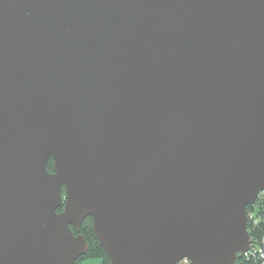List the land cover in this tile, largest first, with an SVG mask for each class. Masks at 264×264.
Segmentation results:
<instances>
[{
	"label": "water",
	"instance_id": "95a60500",
	"mask_svg": "<svg viewBox=\"0 0 264 264\" xmlns=\"http://www.w3.org/2000/svg\"><path fill=\"white\" fill-rule=\"evenodd\" d=\"M262 192L264 0H0V264H237Z\"/></svg>",
	"mask_w": 264,
	"mask_h": 264
},
{
	"label": "trees",
	"instance_id": "16d2710c",
	"mask_svg": "<svg viewBox=\"0 0 264 264\" xmlns=\"http://www.w3.org/2000/svg\"><path fill=\"white\" fill-rule=\"evenodd\" d=\"M46 170L52 172L51 160L49 159L46 164ZM62 192H64L62 190ZM247 216L248 232L251 238V249L237 264H264V260L261 259L256 252L258 249L264 252V192L260 193L255 203L252 206H247L245 209ZM80 233L84 237L87 246L88 253L85 259H99L101 264H109L105 253L99 248L96 242L92 230L91 219L86 218L80 227Z\"/></svg>",
	"mask_w": 264,
	"mask_h": 264
},
{
	"label": "flooded vegetation",
	"instance_id": "af4514ba",
	"mask_svg": "<svg viewBox=\"0 0 264 264\" xmlns=\"http://www.w3.org/2000/svg\"><path fill=\"white\" fill-rule=\"evenodd\" d=\"M61 194H62V201H64L65 193L62 192ZM59 211H61V210H59ZM70 229H71L73 235L81 234V233H80V229H79L78 232H76V231H75L74 229H72V228H70ZM87 253H88V251H87ZM86 255H87V254H86ZM84 258H85V256H84L83 258H80V259L76 260V261L74 262V264H81ZM97 260H99V259H97ZM99 261H100V260H99Z\"/></svg>",
	"mask_w": 264,
	"mask_h": 264
},
{
	"label": "rangeland",
	"instance_id": "374dc122",
	"mask_svg": "<svg viewBox=\"0 0 264 264\" xmlns=\"http://www.w3.org/2000/svg\"><path fill=\"white\" fill-rule=\"evenodd\" d=\"M81 264H101V262L97 259H85Z\"/></svg>",
	"mask_w": 264,
	"mask_h": 264
},
{
	"label": "built area",
	"instance_id": "2783aa9c",
	"mask_svg": "<svg viewBox=\"0 0 264 264\" xmlns=\"http://www.w3.org/2000/svg\"><path fill=\"white\" fill-rule=\"evenodd\" d=\"M256 252L259 254L261 259L264 260V252L262 250H260V249H258ZM178 264H189V262L186 261V260H182Z\"/></svg>",
	"mask_w": 264,
	"mask_h": 264
}]
</instances>
